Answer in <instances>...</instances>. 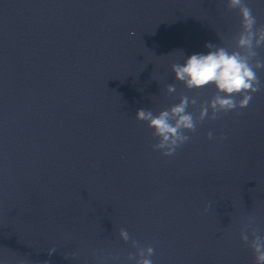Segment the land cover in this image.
<instances>
[{
	"label": "clouds",
	"instance_id": "1",
	"mask_svg": "<svg viewBox=\"0 0 264 264\" xmlns=\"http://www.w3.org/2000/svg\"><path fill=\"white\" fill-rule=\"evenodd\" d=\"M227 10L239 15L238 29L229 36L227 43L216 45L207 43L206 54H192L183 63L174 62L170 66L176 81L183 84L185 92L177 93L176 85L168 84L166 93L178 95V103L169 105L158 113L150 108H139L135 119L152 129L153 151L162 157H173L184 145L191 142L201 125L207 121H217L222 115L243 114L253 102L256 94L264 91V24L258 22L248 0H219ZM135 35V33H133ZM152 79H155L152 75ZM156 80V79H155ZM213 88L214 94L208 100L200 99V91ZM194 92L195 95H188ZM150 96L149 99H153ZM227 137L216 136L213 131L206 133L208 141H223ZM215 201L206 202L203 214L213 211ZM118 239L128 246L127 252L116 251L98 254L96 249L90 256L98 264H154L156 249L133 238L126 228H120ZM242 244L248 247L254 257V264H264V234L256 226V217L248 215L239 232ZM57 249H49V255ZM65 259H79V250L64 253Z\"/></svg>",
	"mask_w": 264,
	"mask_h": 264
}]
</instances>
